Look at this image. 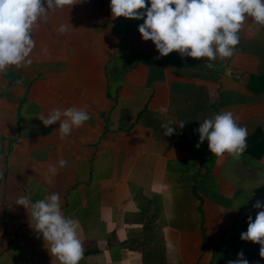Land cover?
I'll return each mask as SVG.
<instances>
[{
  "label": "crops",
  "instance_id": "1",
  "mask_svg": "<svg viewBox=\"0 0 264 264\" xmlns=\"http://www.w3.org/2000/svg\"><path fill=\"white\" fill-rule=\"evenodd\" d=\"M110 4L50 11L31 65L0 73V264H59L15 204L54 193L80 225L79 264H143L134 244L160 236L166 264H224L226 251L234 260L241 250L264 264L260 245L240 238L264 210L253 208L264 202V148L249 137L264 129V26L249 17L235 54L209 69L207 58L175 51L157 59L138 31L144 20L113 18ZM69 107L91 118L61 140L59 122L39 117ZM226 111L248 130L238 160L215 157L207 140L195 147L200 123ZM169 121L175 132L165 136Z\"/></svg>",
  "mask_w": 264,
  "mask_h": 264
},
{
  "label": "clouds",
  "instance_id": "2",
  "mask_svg": "<svg viewBox=\"0 0 264 264\" xmlns=\"http://www.w3.org/2000/svg\"><path fill=\"white\" fill-rule=\"evenodd\" d=\"M83 0H0V73L10 67L20 69L31 65V54L36 47L34 31L39 21L46 19L48 13L71 9ZM46 4V7H45ZM150 4V6H148ZM110 10L113 18L144 20L139 25L144 41L154 42L161 57L177 52L183 57L207 58L206 67L213 69L217 58H231L240 43V32L248 18L253 23L264 26V0H111ZM67 30L61 25L59 31ZM17 84H22L18 80ZM166 113L167 108L161 107ZM91 118L86 109L69 107L63 111L53 109L39 119L45 127L59 122L60 139L70 136L74 129L82 127ZM171 122L162 124L165 136H171L175 127ZM181 122L179 128L183 129ZM199 149L205 140L210 152L218 158L225 154L240 159L247 149L248 130L237 124L233 113L226 111L206 118L196 130ZM66 161H58L59 168ZM56 165L48 169L52 174L58 172ZM16 205L23 206L30 217V226L42 236L45 247L59 264H79L84 255L79 238L80 225L77 220L66 217L62 212L61 197L58 193L31 202L27 196H20ZM253 208L264 209V202L257 201ZM248 228L241 233L242 241L260 245L259 254L264 258V210L259 211L253 221L248 217ZM228 264H249L243 250L236 260Z\"/></svg>",
  "mask_w": 264,
  "mask_h": 264
},
{
  "label": "trees",
  "instance_id": "3",
  "mask_svg": "<svg viewBox=\"0 0 264 264\" xmlns=\"http://www.w3.org/2000/svg\"><path fill=\"white\" fill-rule=\"evenodd\" d=\"M250 140L253 141V145L260 143L264 148V129L262 127L257 128L250 136ZM255 142V143H254ZM257 143V144H256ZM260 146V147H261ZM142 214L145 215L144 208H142ZM144 230H154V225L144 224ZM160 227H158L159 229ZM154 237V234H153ZM133 243V242H131ZM133 245V244H131ZM137 248L141 249L143 255V264H166L165 261V245L160 236L157 241H147L143 239L140 242L134 244ZM219 252V251H218ZM233 260V258H232ZM178 264V263H177Z\"/></svg>",
  "mask_w": 264,
  "mask_h": 264
},
{
  "label": "rangeland",
  "instance_id": "4",
  "mask_svg": "<svg viewBox=\"0 0 264 264\" xmlns=\"http://www.w3.org/2000/svg\"><path fill=\"white\" fill-rule=\"evenodd\" d=\"M226 252H229V254L226 253L227 259H225V262L222 260V263L224 262V264H228V261L232 260V256L230 255L231 251H226ZM234 260H236V258H234Z\"/></svg>",
  "mask_w": 264,
  "mask_h": 264
}]
</instances>
